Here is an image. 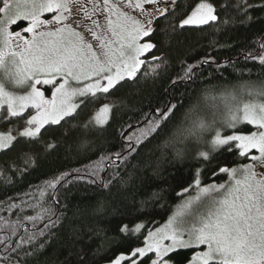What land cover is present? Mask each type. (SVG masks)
I'll list each match as a JSON object with an SVG mask.
<instances>
[{"label": "snow or ice", "instance_id": "snow-or-ice-1", "mask_svg": "<svg viewBox=\"0 0 264 264\" xmlns=\"http://www.w3.org/2000/svg\"><path fill=\"white\" fill-rule=\"evenodd\" d=\"M256 24L241 58L264 69V0H0V187H25L0 200V264H48L54 241L60 264H264V82L226 89L223 108L192 87L223 67L221 35ZM183 32L207 44L174 54ZM159 82L166 99L124 121ZM61 151L90 162L26 180ZM82 181L107 196L70 207Z\"/></svg>", "mask_w": 264, "mask_h": 264}, {"label": "trees", "instance_id": "trees-1", "mask_svg": "<svg viewBox=\"0 0 264 264\" xmlns=\"http://www.w3.org/2000/svg\"><path fill=\"white\" fill-rule=\"evenodd\" d=\"M191 2V0H188ZM255 15H260V13H255ZM262 25L256 24L250 28H241L237 31L221 35L219 37L220 43L230 44L231 48H222L216 51H212L211 55L214 56L217 62L223 64V67L219 71H214L213 68H209L205 66L206 71H204L203 76L204 79L202 81H198L195 85H192L193 88L197 89V94L201 90H207L206 95L208 97L207 103L209 105H220L223 108V101L220 97L225 90H231L234 87L239 91V86L246 81L252 82H264V69H261L258 63H254L252 61H244L241 58V50L244 52L253 50L255 45L253 41L258 36L261 31ZM198 44H207V40H201L198 38L197 33L191 32H183L178 33L175 37L172 45V51L174 54L183 55V52L188 49L196 48ZM209 49L204 48L202 50L196 51L193 54V59H200L208 53ZM226 59H231L233 63H224ZM178 70V69H176ZM249 70H251V74H249ZM175 71V70H174ZM212 72L213 75L209 76L208 73ZM174 74V72H173ZM164 82H159L156 88L147 87L139 95H133L130 97L129 104L132 109L136 111H127L123 115V120L128 121L129 117L132 118V122H135L142 112H147L150 107H152L156 103L157 97H162L163 85ZM215 97V99H213ZM165 98L166 97H162ZM243 99H248V97H243ZM188 101H185V105H187ZM114 133L111 129H109V135L106 137L108 143H101V150L107 148L108 150L115 151L117 150L119 139L116 138L115 146L113 145V137ZM156 141H152L150 144H147L144 149L141 150V159H148L149 157L146 155L148 149L152 148L155 145ZM96 156H92L91 160H95ZM231 159V157H228ZM88 159H84L83 157H76L74 155L66 156L62 151L59 153H53L51 157H49L47 164L43 167V169L39 172L33 173L30 177L26 178L27 181H31L33 183L37 182V177H43L44 172H50L54 169L60 170H72L77 168H83L84 165L89 164ZM136 161H133L135 163ZM192 161H185L183 164L177 163L175 167H167V171L164 173L165 176H168L169 173L174 174L176 176H180L185 174L190 165L193 164ZM207 179L205 182H212V177L210 174H205ZM226 178L225 176H221L217 179V182L222 181V179ZM169 184L174 186L175 181L169 179ZM25 191V187L23 185H17L14 188L6 189L0 187V200L5 199L8 195H15L17 192L23 193ZM177 191L179 189L177 188ZM61 196L67 197V203L71 206H75L77 204L83 206L87 204L94 203L96 199L107 196V193L98 189L95 185H89L87 182H79L71 186L70 190L66 193L62 192ZM64 200L62 199V203ZM178 198H174V196H170L168 198V204L173 206L179 203ZM159 214L154 216V219L159 221L161 224L167 219V216L171 214L170 210L158 209ZM6 213L0 212V215ZM69 216H71V211L69 212ZM82 223H88V221H82ZM30 227V226H29ZM63 235V233H62ZM57 253H60L57 256ZM66 252H64L61 248L60 241H54L52 247L45 253V256L41 257V261L43 262L45 259L48 260V264H60V261L63 259Z\"/></svg>", "mask_w": 264, "mask_h": 264}, {"label": "rangeland", "instance_id": "rangeland-1", "mask_svg": "<svg viewBox=\"0 0 264 264\" xmlns=\"http://www.w3.org/2000/svg\"><path fill=\"white\" fill-rule=\"evenodd\" d=\"M227 178V177H226ZM226 178H224V179H226ZM224 179H222V181L224 180ZM222 181H220V182H222ZM217 182V181H216ZM217 183H219V182H217Z\"/></svg>", "mask_w": 264, "mask_h": 264}, {"label": "flooded vegetation", "instance_id": "flooded-vegetation-1", "mask_svg": "<svg viewBox=\"0 0 264 264\" xmlns=\"http://www.w3.org/2000/svg\"><path fill=\"white\" fill-rule=\"evenodd\" d=\"M47 15V14H46Z\"/></svg>", "mask_w": 264, "mask_h": 264}]
</instances>
